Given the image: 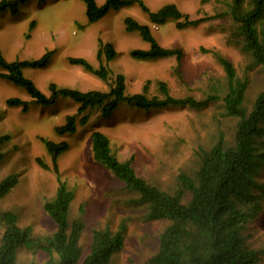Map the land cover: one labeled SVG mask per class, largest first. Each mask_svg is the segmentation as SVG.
<instances>
[{
	"label": "rangeland",
	"instance_id": "obj_1",
	"mask_svg": "<svg viewBox=\"0 0 264 264\" xmlns=\"http://www.w3.org/2000/svg\"><path fill=\"white\" fill-rule=\"evenodd\" d=\"M105 1L97 0L100 5ZM144 1L153 11L167 3H176L193 19L226 9L221 0ZM127 16L151 25L162 45L183 48L182 65L178 67L175 56L134 58L133 49H148L151 43L139 30L127 28ZM101 39L113 43L118 52L111 61L105 55L102 59L98 57ZM0 46L9 60L35 59L46 50L55 49L45 67L24 69L47 93L52 81L83 90L109 89L110 82H114L118 73H123L129 93L147 89L150 95H160L159 81L163 80L172 94L179 97L193 95L204 99L209 94L224 95L227 87L224 66L212 51L205 49L220 50L234 62L239 76L247 78L250 107L264 89V69L254 62L229 16L179 28L174 19L153 23L148 12L134 3L112 8L100 19L90 21L85 0H30L16 12L10 9L0 12ZM70 56L86 57L95 67L102 61L107 63L110 81L70 62ZM11 96L32 99L25 89L0 76V137H6L0 181L13 172L19 179L0 198V216L5 211H14L18 223L31 226L36 237L55 231L56 224L45 209V202L56 194L59 180L42 137L66 139L70 147L59 157V174L75 192L71 218L84 222L81 237L84 252L90 249L95 228L109 226L117 230L122 223L125 225L124 246L114 256V264H147L158 250L161 233L169 220L148 219L146 204L135 200L138 194L128 190L122 180L95 160L92 132L105 131L120 158L132 159L140 175L173 191L180 184L181 172L194 174L198 169L199 148H210L221 134L233 141L238 121L226 113L222 98L203 108L177 105L146 111L124 104L110 119H100L99 113L93 110L89 123L79 124L75 133L58 135L55 126L63 123L68 114L77 112V102L62 97L54 105L33 104L25 111L20 106L7 104ZM4 229L5 222L0 218V241ZM250 242L261 252L257 264H264V208L254 224ZM48 257L41 249L24 246L19 250L17 264H39Z\"/></svg>",
	"mask_w": 264,
	"mask_h": 264
},
{
	"label": "trees",
	"instance_id": "obj_2",
	"mask_svg": "<svg viewBox=\"0 0 264 264\" xmlns=\"http://www.w3.org/2000/svg\"><path fill=\"white\" fill-rule=\"evenodd\" d=\"M28 1L0 0V12L7 9L16 12ZM221 1L226 6L225 10L193 19L173 2L153 11L144 0H106L101 5L97 0H85L90 21L100 19L112 8L134 3H139L148 12L153 23L161 24L174 19L179 28L196 25L209 18L229 16L254 62L264 69V0ZM126 24L130 30H139L143 38L151 43L148 49H133L131 54L134 58L175 56L178 67L182 65L183 48L162 45L151 25L133 16L126 17ZM205 50L212 51L224 66L227 87L224 95L209 94L199 99L193 95L175 96L163 80L159 81L160 95H150L147 89L129 93L123 73L117 74L109 89L83 90L52 81L47 93L25 74L24 69L45 67L55 49H48L35 59L9 60L0 46V67L3 69L0 76L25 89L32 97L11 96L6 100L7 104L20 106L25 111L33 104L54 105L62 97H69L79 104L76 113L68 114L63 123L55 126L58 135L75 133L79 124L89 123L93 110L99 113L100 119H110L124 104L146 111L177 105L203 108L211 101L222 98L226 113L238 118L233 141L221 134L210 148L200 147L198 169L194 174L181 172L180 184L173 191L140 175L132 159L120 158L105 131L96 129L92 132L95 160L111 170L128 190L138 194L139 198L135 200L146 204L148 219L169 220L161 233L159 248L147 264H257L261 258L260 250L252 245L250 238L264 208V89L250 107L247 104V78L239 76L234 62L220 50ZM117 54L113 43L100 40V59L105 55L106 60L111 61ZM69 60L107 82L111 79L110 67L103 61L95 67L83 56H70ZM42 140L52 157L59 180L56 194L45 202V209L55 222L56 229L50 235L36 237L31 226L18 223L14 211L3 212L0 218L5 222V229L0 241V264H17L19 250L24 246L41 249L49 255L39 264H114V256L124 246V223L117 230L109 226L95 228L90 249L84 252L81 243L84 222L80 218H71L75 192L59 174V157L69 149L70 143L66 139L57 141L42 137ZM5 141V136L0 137V162L6 156ZM18 181L15 172L5 176L0 181V198L7 195Z\"/></svg>",
	"mask_w": 264,
	"mask_h": 264
}]
</instances>
